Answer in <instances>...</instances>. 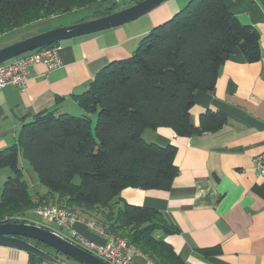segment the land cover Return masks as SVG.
Wrapping results in <instances>:
<instances>
[{"label": "trees", "instance_id": "16d2710c", "mask_svg": "<svg viewBox=\"0 0 264 264\" xmlns=\"http://www.w3.org/2000/svg\"><path fill=\"white\" fill-rule=\"evenodd\" d=\"M107 2L112 6L98 17L115 12L116 0H0V38ZM256 32L222 0H190L153 28L128 59L104 67L83 94L74 96L82 115L33 117L16 142L0 150V170L11 172L0 194V224L7 216L26 218L39 204L58 205L93 219L156 264H186L163 239L177 229L156 210L121 203L120 192L169 191L177 174L171 163L175 148L148 143L143 133L169 127L178 137H190L219 130L226 122L219 111L202 114L198 127L188 111L197 93L213 90L217 71L234 51L247 63L259 61ZM19 156L47 191L37 200L29 194ZM30 258V264L39 261Z\"/></svg>", "mask_w": 264, "mask_h": 264}, {"label": "crops", "instance_id": "0c3cea01", "mask_svg": "<svg viewBox=\"0 0 264 264\" xmlns=\"http://www.w3.org/2000/svg\"><path fill=\"white\" fill-rule=\"evenodd\" d=\"M189 1L168 0L130 23L60 43V67L48 71L36 65L24 90L8 86L0 91V150L13 145L22 126L38 114L82 115L74 96L83 94L104 67L128 59L153 28ZM222 1L241 24L257 31L259 61L247 63L234 51L217 71L213 90L193 98L192 124L198 127L202 114L219 111L226 118L219 130L190 137H178L169 127L146 130V142L175 148L171 163L177 174L169 191L125 188L120 200L160 212L178 231L163 239L186 264H264V177L251 160L264 152V0ZM26 174L33 200L46 194ZM31 224L61 232L52 223ZM74 230L90 242L105 241L83 223ZM30 263V254L0 246V264ZM56 264L79 263L58 259ZM133 264L145 259L135 255Z\"/></svg>", "mask_w": 264, "mask_h": 264}, {"label": "water", "instance_id": "95a60500", "mask_svg": "<svg viewBox=\"0 0 264 264\" xmlns=\"http://www.w3.org/2000/svg\"><path fill=\"white\" fill-rule=\"evenodd\" d=\"M168 0H129L126 9H121L66 27H58L26 40L18 41L0 49V64L36 49L60 44L64 41L116 28L150 13ZM44 246L79 264H107L79 248L58 234L41 226L26 223L6 222L0 224V246L24 251L37 259L51 264L58 263V256L38 247Z\"/></svg>", "mask_w": 264, "mask_h": 264}, {"label": "built area", "instance_id": "2783aa9c", "mask_svg": "<svg viewBox=\"0 0 264 264\" xmlns=\"http://www.w3.org/2000/svg\"><path fill=\"white\" fill-rule=\"evenodd\" d=\"M60 44L36 49L22 54L8 62L0 64V91L8 86L24 90L28 79L31 78L30 72L36 65H42L50 71L60 67L61 60L59 57ZM252 160L253 170L261 177H264V152L255 156ZM34 214L41 220L54 224L59 231L55 232L62 238L68 240L79 248L87 251L107 264H133L134 256H143L134 251L128 241L119 238L114 234L101 229L93 221H87L78 213L58 205H40L35 208ZM8 222H21L31 224L26 218L19 216L7 219ZM83 223L89 230H95L105 241L103 244L90 242L81 236L74 225ZM145 264H156L151 259L143 256Z\"/></svg>", "mask_w": 264, "mask_h": 264}, {"label": "rangeland", "instance_id": "374dc122", "mask_svg": "<svg viewBox=\"0 0 264 264\" xmlns=\"http://www.w3.org/2000/svg\"><path fill=\"white\" fill-rule=\"evenodd\" d=\"M128 5H129V0H118L116 8L121 10V9H124V7H125V9H126V7H128ZM111 6H112L111 2L99 3V4L94 5L91 8L80 9V10H77L75 12H71L68 14H63V15L58 16V17L46 19V20L40 21L38 23L36 22V23H34L28 27H24L22 29H17L16 31L11 32L9 34H6L0 38V49L7 47L9 45H12L18 41H22L24 39L26 40L27 38H29L31 36H35V35H38L42 32H46V31H49V30H52V29H55L58 27H66V26H70L72 24L76 25V23L96 19V18H98L99 12L101 13V11H106V9L111 7ZM93 125H94V123H93ZM93 136H94V133H93ZM19 164H20V167H22L21 169H23L24 174H26L28 172V174L30 176H32V178L34 180H36L34 172L28 166V164L25 161H23V159L20 156H19ZM1 170H0V194L2 191L3 184H4V182H6L7 177L11 176V172L9 169L5 168V169H1ZM26 175H25V181H26L30 191L32 192V190L30 188L29 177ZM34 180H33V182L36 183V181H34ZM75 182H78V180H75ZM37 186L41 187V185H38V184H37ZM41 188H43V187H41ZM43 189H45V188H43ZM40 205H44V204H39V205H37V207ZM26 215L30 219L31 222L35 221L38 223H42L44 225L48 223L46 220L43 221V220L39 219L40 217L37 216L36 214H33L32 211L27 212ZM14 217H15V215H14ZM6 219H9V216L4 218V220H6ZM70 262H73V261H70Z\"/></svg>", "mask_w": 264, "mask_h": 264}]
</instances>
